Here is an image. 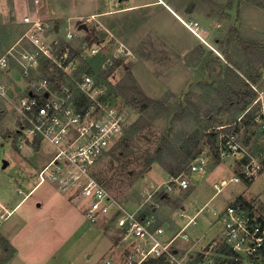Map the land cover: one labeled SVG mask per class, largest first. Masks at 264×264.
<instances>
[{"label":"rangeland","instance_id":"rangeland-1","mask_svg":"<svg viewBox=\"0 0 264 264\" xmlns=\"http://www.w3.org/2000/svg\"><path fill=\"white\" fill-rule=\"evenodd\" d=\"M28 14L50 24V37L60 40L61 52L71 45L81 50L87 63L94 55H103V64L119 55L110 84L97 79L106 88V98L126 117L125 134L95 166V175L114 197L130 208L144 205V212L172 231L202 209L197 226L187 228L191 240L182 246L194 245L199 235L203 236L200 248L212 239L221 241V224L212 208L240 195L254 199L264 217V132L252 117L244 118L248 108L238 111L228 105L229 98H234L233 83L225 82L229 67H236L243 89L251 88L247 80L258 81L264 72V55L252 58L246 50L253 43L264 50V0H0V56L21 39L28 27L23 18ZM83 23L86 27L81 29ZM93 29L101 39L93 46L99 47L97 53L85 41ZM69 31L75 34L67 42ZM84 64L77 57L76 67ZM51 74L53 66L42 60L35 74L17 80L19 84L13 75L10 97L33 90L34 82ZM83 74L90 73L83 69ZM134 87L163 104L139 112V102L132 101L137 96ZM19 119L0 97V134L7 139L0 138V171L7 178L10 167L3 168V160L9 148L19 149ZM140 119L141 129L132 132ZM222 124L239 127L243 145L259 157L262 170L253 181H233L241 175L238 161H218L212 152L208 133ZM167 140L171 146L194 147L208 157L207 170L190 175V188L178 190L169 200L155 192L168 181L166 170L159 162L148 165ZM32 162L39 164L37 158ZM84 221L87 231L78 237L71 264H104L107 258L122 261L119 230L108 219L96 224Z\"/></svg>","mask_w":264,"mask_h":264},{"label":"built area","instance_id":"built-area-1","mask_svg":"<svg viewBox=\"0 0 264 264\" xmlns=\"http://www.w3.org/2000/svg\"><path fill=\"white\" fill-rule=\"evenodd\" d=\"M23 23L28 27L21 39L0 56V97L20 115L22 129L28 136L37 135L54 147L52 159L38 171V184L51 183L67 194L83 207L92 224L108 219L119 230L118 246L124 257L119 262L107 258L104 264H264V217L253 209L248 211L241 203L234 201L212 208L221 224V241L212 239L197 248L195 244L180 243L191 240L187 228L197 226L202 209L180 229L172 231L144 212V205L130 208L114 197L95 175V166L125 134L126 117L106 98V88L93 76H74L77 57L69 60L70 50H59L60 40L50 37L48 22L28 14ZM74 34L67 33V42ZM93 46L91 50L97 53L99 47ZM118 56L108 58L103 68H115ZM41 58L62 68L69 76L67 81L53 89L51 78L46 76L33 83V90L10 97L12 70L17 68L23 78L30 77L38 70ZM247 81L254 93L247 112L253 111V121L264 132V72L258 81ZM83 100L87 101L84 105ZM212 132L220 160L233 158L239 163L241 175L232 180L253 181L262 170V163L243 145L240 129L222 124ZM207 166L208 157L199 154L187 170L169 175L165 185L158 186L155 192L165 191L170 197L178 190H186L191 185L190 175L205 172Z\"/></svg>","mask_w":264,"mask_h":264},{"label":"crops","instance_id":"crops-1","mask_svg":"<svg viewBox=\"0 0 264 264\" xmlns=\"http://www.w3.org/2000/svg\"><path fill=\"white\" fill-rule=\"evenodd\" d=\"M12 72L16 80H25L17 68ZM12 88L13 85L8 94ZM19 121L16 134L20 150L9 148L3 160V168L10 167L8 178L0 171V264H71L78 237L86 234L87 217L82 206L53 184H38V171L52 159L55 150L39 136L25 134L21 117ZM0 138L7 141L1 134ZM36 158L39 164L33 166L32 160ZM221 184L225 185L226 181ZM239 197L260 215L254 199L240 195L232 202ZM197 237L195 247L203 240V236Z\"/></svg>","mask_w":264,"mask_h":264},{"label":"trees","instance_id":"trees-1","mask_svg":"<svg viewBox=\"0 0 264 264\" xmlns=\"http://www.w3.org/2000/svg\"><path fill=\"white\" fill-rule=\"evenodd\" d=\"M85 41L87 42V45L91 47L95 43L101 42V39L97 35V31L93 29L86 36ZM67 46L68 49L70 50L69 60L72 59L73 57H81L85 62L84 65L89 66L86 68L84 65L83 66L80 65L74 72L75 77L81 78L83 69H86V72L88 71L91 75H94V79L96 80L97 83L102 84L97 81V79H99L101 82H104L108 85L110 84L108 79L110 75H112L114 68L113 67L103 68V61L105 60V57L103 55L102 56H100V54L94 55L93 58L91 57L90 59L87 60L88 61L87 63L86 59H84L81 56L80 49H76L71 45H67ZM246 50L248 55H252V58L254 56L257 57V59L263 58V56L261 55H264V50L260 49L258 44H254V43L249 44L246 46ZM42 60L49 62L53 66V74L50 75L52 82L51 87L53 89H55L61 82L67 81L69 77L68 74L62 68H60L54 61L47 58H41V62ZM235 68L233 67L228 68L225 82H228L229 80L232 81L233 89L231 91H233L234 98L237 97L238 101L236 102L234 98H229L230 100L228 105L230 107H236L238 111H244L246 110V108L249 107L252 100L254 99V93L250 87L246 89H243L241 87L240 85L241 77ZM134 89L136 90L135 92L137 93V96L134 97L132 101L139 102L138 103L139 112L143 113L147 111L149 106H151L152 104H156V105L159 103L163 104L160 101H156L155 99L146 96L145 93L139 88L134 87ZM86 102H87L86 100H83V105L86 104ZM244 116H247L244 117L245 119L248 117L253 118V111L249 110ZM140 117H142V115ZM141 120L142 119L136 121L134 125H132V129H131L132 132H136L138 129H141V127L139 126ZM235 127L239 129V127H237L236 125ZM208 140L212 152L214 153L216 159L220 161L215 145V134L212 131L208 133ZM165 142L167 143V146L164 147V149L158 150L157 154L149 160L148 165L150 166L153 162H159L164 167L166 172H168L169 175H178L181 172L185 171L186 169H188L190 162L199 155L198 154L199 151H197L196 148L194 147L191 149L176 148L170 145L171 143L169 140ZM158 197L160 199H168V200L170 198L169 195L165 193V191L159 192ZM235 202L241 203L248 211L252 210V205L241 197H239Z\"/></svg>","mask_w":264,"mask_h":264},{"label":"water","instance_id":"water-1","mask_svg":"<svg viewBox=\"0 0 264 264\" xmlns=\"http://www.w3.org/2000/svg\"><path fill=\"white\" fill-rule=\"evenodd\" d=\"M85 27H86V24H84V23L80 26L81 29L85 28Z\"/></svg>","mask_w":264,"mask_h":264},{"label":"bare ground","instance_id":"bare-ground-1","mask_svg":"<svg viewBox=\"0 0 264 264\" xmlns=\"http://www.w3.org/2000/svg\"><path fill=\"white\" fill-rule=\"evenodd\" d=\"M185 24V23H184Z\"/></svg>","mask_w":264,"mask_h":264}]
</instances>
